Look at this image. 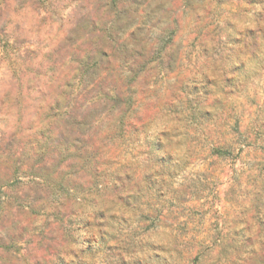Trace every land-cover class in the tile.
<instances>
[{
    "label": "clouds",
    "instance_id": "obj_1",
    "mask_svg": "<svg viewBox=\"0 0 264 264\" xmlns=\"http://www.w3.org/2000/svg\"><path fill=\"white\" fill-rule=\"evenodd\" d=\"M194 257L264 264V0H0V264Z\"/></svg>",
    "mask_w": 264,
    "mask_h": 264
},
{
    "label": "rangeland",
    "instance_id": "obj_2",
    "mask_svg": "<svg viewBox=\"0 0 264 264\" xmlns=\"http://www.w3.org/2000/svg\"><path fill=\"white\" fill-rule=\"evenodd\" d=\"M175 36V33L172 34ZM119 100L120 98H116ZM239 125V122H237ZM219 149H225L224 155L218 153ZM244 153V149L240 148L238 150H229L223 144H217L215 148L209 149V165L215 164L220 161L222 158H225L227 163L224 169L216 170V175L218 176L220 183L216 185L213 193H210L205 199L204 197H199L195 200L189 201L187 207L193 210V214L196 216L203 215L205 222L209 225L215 224L219 226L222 224V221L217 220V216L223 214L225 211V206L227 205V186L226 181L232 172V167L234 166L237 170L241 167L240 157ZM37 182L40 183L41 180L39 177L36 178ZM15 183V181L13 182ZM121 209L117 208L116 211L119 212ZM168 214V209L165 208L161 212V216H166ZM181 222H183L184 217L181 216ZM48 220L55 224H66L69 228L75 229V225L71 221L67 220L64 216L54 215L49 216ZM189 228L192 227L191 224L188 225ZM75 243V240H73ZM115 242L113 241V245ZM198 257H194V264L198 261Z\"/></svg>",
    "mask_w": 264,
    "mask_h": 264
},
{
    "label": "trees",
    "instance_id": "obj_3",
    "mask_svg": "<svg viewBox=\"0 0 264 264\" xmlns=\"http://www.w3.org/2000/svg\"><path fill=\"white\" fill-rule=\"evenodd\" d=\"M219 150H220V151H218L219 154H221V155L226 154V153H225V152H226L225 149H219Z\"/></svg>",
    "mask_w": 264,
    "mask_h": 264
}]
</instances>
